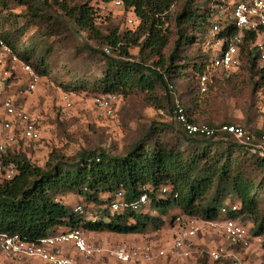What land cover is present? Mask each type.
Returning a JSON list of instances; mask_svg holds the SVG:
<instances>
[{"label": "trees", "instance_id": "1", "mask_svg": "<svg viewBox=\"0 0 264 264\" xmlns=\"http://www.w3.org/2000/svg\"><path fill=\"white\" fill-rule=\"evenodd\" d=\"M18 1L33 11L34 18H40L43 9L52 11V5L59 7L69 16L76 33L85 32L89 39L111 48V54L95 52L105 62L100 76L75 82L72 89L138 97L157 111L168 110L170 121H151L119 156L104 151L96 156L84 150L76 158L51 155L43 167H38L24 156L6 153L1 165L14 166L16 173L10 180L0 181V234H18L29 242L69 228L136 235L149 227L160 229L169 210L177 208L180 216L205 221H248L252 236L264 238V205L260 206L264 180L258 179L264 173V158L251 154L249 147L232 135L222 134L215 139L187 135L172 116L174 99L179 98L174 82L184 81L189 84L190 95L188 108L182 102L187 121L215 125L197 122L191 115L202 105L210 104L209 95L220 83L212 76L207 90L200 91L199 76L208 73L211 57L203 49L202 36L210 26L211 4L219 0H208L207 7H194L192 0H185L169 29L163 26L175 0H102L107 5L119 1L123 11L131 14L134 23L127 25L130 30L124 34L115 29L100 33L96 10L87 4H66L67 0ZM0 38L22 63L45 75L47 64L43 57L30 61L32 50L21 53L9 34ZM84 47L90 50L87 45ZM132 48L138 49L136 55L130 54ZM190 48L193 52L186 54ZM240 70L248 73L257 110L256 97L264 85V71L246 44L241 49L239 66L229 75ZM169 85L173 92L168 90ZM64 87V92L74 91ZM248 133L255 139L264 135ZM119 191L123 194V210L110 212V203ZM65 193L79 195L92 204L106 203L110 215L102 210L86 220L83 213L60 203L58 197ZM141 194L146 195L147 203L134 211L130 204ZM103 195L107 196L106 201L100 200ZM232 206H236L234 211ZM179 215L170 218V226Z\"/></svg>", "mask_w": 264, "mask_h": 264}, {"label": "rangeland", "instance_id": "2", "mask_svg": "<svg viewBox=\"0 0 264 264\" xmlns=\"http://www.w3.org/2000/svg\"><path fill=\"white\" fill-rule=\"evenodd\" d=\"M184 1H174L164 28H171L174 16ZM192 1L194 7H207L209 4L208 0ZM66 4H87L96 10L97 29L102 34H108L114 29L120 34L130 30L126 19L132 16L123 11L121 4L107 5L102 0H67ZM28 9L26 5L19 4L18 0H10L8 3L0 0V35L9 34L21 53L32 50L33 56L30 61L43 57L47 64L46 73L38 74V82L33 92L24 93L27 79L20 62L7 64L8 69L15 73L16 77L8 84V89L0 92V97L3 93L14 97L16 106L25 111L35 123L40 132V139L28 142L17 138L15 144L7 147L6 153L24 156L32 165L38 167H43L51 155L76 158L77 154L84 150L96 156L100 151L119 156L128 150L151 121H170L168 110L157 111L138 97L124 95H119L120 102L114 105L111 117L101 115L93 105V99L101 94L72 89V85L80 80L90 81L91 78L100 76L105 62L95 52H100L103 45L89 39L85 32L76 33L69 16L55 5H52V11L41 10L40 18H34L33 11L31 13ZM202 37L204 38V34ZM190 49L186 54L193 52V49ZM137 51V48H132L130 54L136 55ZM212 74L220 83L209 95L210 104L202 105L198 111H194L192 118L197 122L237 124L252 134H264V116L254 107V95L246 70H240L229 77L220 76L219 72ZM64 85L74 91L64 92ZM174 85L176 94L188 108L189 84L176 81ZM64 94L67 95L70 104L67 107L63 101ZM258 177L264 180V173H260ZM261 196L262 208L264 187ZM58 200L70 210L78 205L83 206L82 215L86 220L102 210L110 215L105 209L106 203L105 206L92 204L74 193H65L59 196ZM100 200L106 201L107 196H101ZM148 213L150 214L151 210ZM179 214V209L172 208L166 215V223L160 229L149 227L144 233L137 234L138 236L106 232L83 233L89 244L97 245L102 240L105 248L142 241L157 248H168L171 242V226L168 221ZM240 223L247 231L249 245L228 247V251L233 255L232 261L236 259L238 264H264V238L252 236V225L248 221ZM207 230L203 236L194 239L193 252L189 258L175 260L167 257L155 259L152 264H232L231 259L213 262L208 258L206 252L222 244L223 240L211 228ZM0 264L44 263L36 258L5 260L0 255ZM90 264L116 262L105 256H95L90 260Z\"/></svg>", "mask_w": 264, "mask_h": 264}, {"label": "built area", "instance_id": "3", "mask_svg": "<svg viewBox=\"0 0 264 264\" xmlns=\"http://www.w3.org/2000/svg\"><path fill=\"white\" fill-rule=\"evenodd\" d=\"M111 4L118 6L119 1ZM210 26L202 40L203 49L210 52V61L206 68L208 73L199 76L201 92L207 90L213 72L229 75L237 69L240 63V53L246 44L256 56L258 65L264 71V0H219L211 4ZM127 25L134 23L133 18H127ZM104 54H111L109 46H101ZM20 62L23 74L26 76L24 93L33 92L39 75L27 64L22 63L11 47L0 38V92L8 89L16 74L11 72L7 64ZM173 92V87L168 86ZM117 94L99 95L93 99V105L101 115L111 117L114 105L120 102ZM64 105L69 106L68 97L63 95ZM256 101L259 112L264 116V85L260 89ZM162 113V112H161ZM172 116L183 127L187 135L215 139L222 134L232 135L240 144L249 147L251 154L264 158V135L255 139L241 125L235 124H193L187 121L181 100L175 97ZM20 140L35 142L40 139V132L30 116L18 108L11 94L0 97V181L10 180L16 173L14 166L2 167L1 158L7 152V147ZM166 189H162L164 193ZM147 203L145 194L130 204L134 211L144 208ZM123 194L117 192L110 203V212L123 210ZM236 206H232L234 211ZM74 211L82 214L83 207L78 205ZM171 242L168 248H157L144 241L105 248L99 241L97 245L89 244L80 229L69 228L53 235L41 238L35 242L24 240L18 234H0V255L5 260H20L36 258L44 264H90L95 256H105L116 264H152L155 259L170 257L175 260H185L193 252L194 239L203 236L211 228L222 238L223 243L207 253L213 262H223L233 258L228 247H248V234L244 226L236 219L222 222L205 221L196 217L179 216L171 224ZM233 260L232 264H238Z\"/></svg>", "mask_w": 264, "mask_h": 264}, {"label": "crops", "instance_id": "4", "mask_svg": "<svg viewBox=\"0 0 264 264\" xmlns=\"http://www.w3.org/2000/svg\"><path fill=\"white\" fill-rule=\"evenodd\" d=\"M138 235H140V234H138ZM137 234L136 235H130V236H138Z\"/></svg>", "mask_w": 264, "mask_h": 264}]
</instances>
